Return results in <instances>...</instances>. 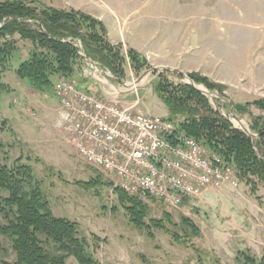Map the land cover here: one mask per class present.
I'll list each match as a JSON object with an SVG mask.
<instances>
[{"label": "rangeland", "instance_id": "374dc122", "mask_svg": "<svg viewBox=\"0 0 264 264\" xmlns=\"http://www.w3.org/2000/svg\"><path fill=\"white\" fill-rule=\"evenodd\" d=\"M37 1L50 5L53 0ZM80 1L100 12L97 16L79 10L105 26L106 38L123 59L122 78L141 82L137 89L122 93L124 106L169 115L165 100L154 90L155 81L190 80L196 89H208L191 77L199 74L224 88L225 96L208 89L216 99L214 103L208 96L215 109L236 127H247L253 133V117H264V109L251 104L249 111L238 113L231 102L246 104L264 98V86L255 81L264 78V0ZM110 19L117 21L116 27ZM16 39L19 49L2 76L8 88L0 91V121H5L0 129V161L12 165L20 159L33 168L54 214L78 222L96 259L102 264H239L236 258L242 251L258 259L264 256V186L259 184L253 192L236 171L237 186L210 188L176 209L143 196L152 209L151 217L161 218L168 211L173 223L168 224V230L135 225L119 202V187L113 179L87 164L56 126L60 101L55 86L37 91L18 76V67L34 45L18 35ZM131 51L139 57L136 65L130 59ZM85 68H89L87 62L72 77L81 88L110 91L87 75ZM166 68L170 71L162 70ZM218 74L241 80L228 85L214 78ZM62 78L66 77L56 81ZM99 175L113 184H81L94 182ZM186 217L199 227V235L190 236L181 229ZM0 242V260H14L10 238L0 235ZM68 264L79 263L70 257Z\"/></svg>", "mask_w": 264, "mask_h": 264}, {"label": "trees", "instance_id": "16d2710c", "mask_svg": "<svg viewBox=\"0 0 264 264\" xmlns=\"http://www.w3.org/2000/svg\"><path fill=\"white\" fill-rule=\"evenodd\" d=\"M17 35L34 45L17 69L18 76L27 79L34 90L50 91L58 78H72L77 74L86 62L79 53L78 42L87 58L118 77L125 75L123 59L106 38V29L100 20L79 10L59 9L37 0H0V91L8 88L2 76L19 49ZM130 59L133 64L139 62L134 51ZM191 77L204 83L210 91L225 96L224 88L208 77L199 74ZM86 90L95 92L90 87ZM154 90L165 100L169 119L178 121L177 117L181 116L180 130L234 165L239 179L250 185L253 192L258 190L259 184L264 186L263 116L253 117L251 136L216 110L210 98L189 83H173L163 78L155 81ZM251 104L264 109V98L246 104L232 102V108L242 113L249 111ZM3 123L5 121H0V129ZM97 178L94 182L81 181V184L86 187L113 184L102 175ZM116 192L126 214L138 227L168 230V224L173 223L168 211H164L161 218L151 217L152 209L143 196L130 194L120 187ZM0 212L4 217L0 222V235L10 238L16 254L14 260H0V264H68L70 257L76 258L79 264H102L93 255L78 222L54 214L33 168L20 159L12 165L0 161ZM181 222L185 233L200 234L191 219L182 218ZM236 259L239 264H264V256L258 259L246 251Z\"/></svg>", "mask_w": 264, "mask_h": 264}, {"label": "built area", "instance_id": "2783aa9c", "mask_svg": "<svg viewBox=\"0 0 264 264\" xmlns=\"http://www.w3.org/2000/svg\"><path fill=\"white\" fill-rule=\"evenodd\" d=\"M77 45L89 67L84 72L110 88L89 92L73 78L55 83L56 126L87 164L130 194L160 199L172 209L210 188L237 186L234 167L180 130L177 120L122 104V93L137 89L140 80H126L90 62Z\"/></svg>", "mask_w": 264, "mask_h": 264}, {"label": "crops", "instance_id": "0c3cea01", "mask_svg": "<svg viewBox=\"0 0 264 264\" xmlns=\"http://www.w3.org/2000/svg\"><path fill=\"white\" fill-rule=\"evenodd\" d=\"M50 5L55 6L57 8H61V9H78V10H83L85 12H88L90 14H94L97 16H101L100 12H97L96 10L89 8L88 4H85L84 1H80V0H53L52 2L50 1ZM88 7V8H87ZM116 22L114 19H110V23L116 27ZM214 78L222 83L225 84H231V83H235L238 80H241V78H231V77H226V76H221V75H214ZM255 81H257L260 85L264 86V78H260V79H255ZM229 93V91H228ZM163 115H168L166 113H164Z\"/></svg>", "mask_w": 264, "mask_h": 264}, {"label": "water", "instance_id": "95a60500", "mask_svg": "<svg viewBox=\"0 0 264 264\" xmlns=\"http://www.w3.org/2000/svg\"><path fill=\"white\" fill-rule=\"evenodd\" d=\"M89 61H91V62H94L92 59H90V58H87ZM162 70H164V71H170V69H162ZM177 71V70H176ZM188 82L190 83V84H193L190 80H188ZM201 92H203L204 94H206L207 96H209V97H211V95H214L212 92H210L208 89H199ZM212 98V97H211ZM213 99V102L215 103L216 102V99H214V98H212ZM231 104H232V102H231ZM246 133H248L249 135H253L252 133H251V131L249 130V128H247V127H244V126H242L241 127Z\"/></svg>", "mask_w": 264, "mask_h": 264}, {"label": "bare ground", "instance_id": "6f19581e", "mask_svg": "<svg viewBox=\"0 0 264 264\" xmlns=\"http://www.w3.org/2000/svg\"><path fill=\"white\" fill-rule=\"evenodd\" d=\"M202 89H205V87H203V86H202ZM211 97H212V98H214V96H213V95H211Z\"/></svg>", "mask_w": 264, "mask_h": 264}]
</instances>
